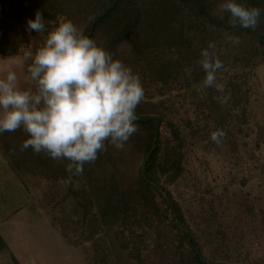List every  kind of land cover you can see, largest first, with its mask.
Masks as SVG:
<instances>
[{"label":"trees","instance_id":"1","mask_svg":"<svg viewBox=\"0 0 264 264\" xmlns=\"http://www.w3.org/2000/svg\"><path fill=\"white\" fill-rule=\"evenodd\" d=\"M112 1L0 0V57H16L29 46L35 52L47 32L66 19L87 35L92 19ZM223 2L118 0L94 25L90 38L139 75L144 98L135 109L141 118L135 121L137 131L124 147L117 149L105 141V148L95 161L84 164L81 174L68 173L65 159H52L31 148L21 150L28 138L22 127L0 134V152L12 174L23 182L33 178L49 182L51 193L43 206L52 224L67 245L78 248L90 243L95 264H256L252 250L239 240L244 230L239 235L213 230L205 218L206 228L200 229L192 212L177 199L189 147L223 130L239 102L226 101L219 89L203 84L205 72L197 61L212 40L211 28L242 35L258 32V24L255 29L231 26L229 13L220 9ZM237 3L264 9V0ZM37 11L45 21L42 33L27 30V21ZM263 16L264 12L259 21ZM30 82L22 88L34 90ZM183 103H189L199 123L177 120V107ZM238 111L244 116L243 105ZM145 117H155L158 127ZM184 124L189 127L185 134ZM155 133V148L142 179L139 166L153 148ZM69 175L67 186L57 183ZM209 212L213 215L212 208ZM4 246L0 238V249Z\"/></svg>","mask_w":264,"mask_h":264},{"label":"rangeland","instance_id":"2","mask_svg":"<svg viewBox=\"0 0 264 264\" xmlns=\"http://www.w3.org/2000/svg\"><path fill=\"white\" fill-rule=\"evenodd\" d=\"M257 31L242 35L211 28L215 44L211 51L223 62L217 72L219 91L226 101L239 102L223 127L220 143L209 134L189 147L177 199L192 212L200 229L206 228L205 218L213 230L230 235L244 230L240 242L252 250L256 264H264V16ZM230 37H239V42L233 43ZM29 49L16 57H0V78L13 70L21 88L31 83L27 76L31 58L24 57ZM240 105L244 116L238 111ZM177 108L179 122H200L189 103ZM188 128L182 125L183 134ZM6 162L0 152V238L5 245L0 249V264H95L90 243L69 246L52 224L43 206L44 197L51 193L49 182L19 181Z\"/></svg>","mask_w":264,"mask_h":264},{"label":"clouds","instance_id":"3","mask_svg":"<svg viewBox=\"0 0 264 264\" xmlns=\"http://www.w3.org/2000/svg\"><path fill=\"white\" fill-rule=\"evenodd\" d=\"M222 12L229 13L228 23L255 29L264 9L245 7L237 0H224ZM27 30L42 33L45 21L40 11L27 21ZM233 43L239 37H230ZM215 44L201 50L197 63L205 72V87L221 88L217 72L223 62L214 57ZM27 67L34 90L22 89L17 74L8 70L0 78V134L18 128L28 134L21 150L46 153L52 159L68 161L66 171L81 174L84 164L97 159L108 141L122 149L137 131L136 107L144 98L138 74L96 42L71 21L64 20L47 32L42 45L33 52ZM225 133L217 129L211 139L220 143ZM59 178L57 183L71 182Z\"/></svg>","mask_w":264,"mask_h":264},{"label":"water","instance_id":"4","mask_svg":"<svg viewBox=\"0 0 264 264\" xmlns=\"http://www.w3.org/2000/svg\"><path fill=\"white\" fill-rule=\"evenodd\" d=\"M117 1H118V0H113L112 3H110V4H109V5H108V6H107L102 12H100L98 15H96V16L92 19V21L90 22V25H89L90 31H89V33H88L87 35H85V36L90 37V35H91L92 31H93L94 25H95L100 19H102V18L106 15V13H107L108 11H110V10L115 6V4H116ZM140 119H141V118L137 117V120H136V121H138V120H140ZM142 119H143L144 121H152V122L154 123L155 127H158V125H159V121H158L155 117H145V118H142ZM156 140H157V134L155 133V134H154V138H153V148H152V150H151L150 152H148V153L145 155L144 160L142 161L141 165L139 166V173H140V176H141L142 179H145L144 168H145L147 162L149 161V159H150V157H151V154H152L153 149L155 148ZM160 193H163V191L160 190ZM163 197H164L166 203H167L169 206H171V202H170V199L168 198V196L164 194ZM185 233H187V231H185Z\"/></svg>","mask_w":264,"mask_h":264}]
</instances>
